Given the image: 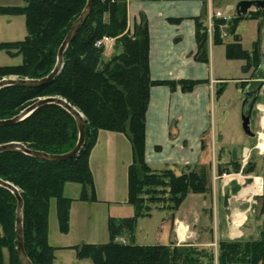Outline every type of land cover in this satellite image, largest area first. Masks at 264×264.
<instances>
[{
  "label": "trees",
  "instance_id": "obj_1",
  "mask_svg": "<svg viewBox=\"0 0 264 264\" xmlns=\"http://www.w3.org/2000/svg\"><path fill=\"white\" fill-rule=\"evenodd\" d=\"M23 6L0 7L3 14H23L27 36L22 40L0 42V50L11 56H22L19 64L1 65L0 79L7 76L40 79L48 76L57 63L58 50L73 23L85 9L88 0H23ZM241 1V0H239ZM264 8L247 16H235L229 31L234 33L242 19H260ZM214 20V19H213ZM264 20V19H261ZM172 21H180L173 19ZM198 62L209 63L210 39L223 44L216 18L210 38L206 12L195 18ZM104 37L114 39V53L106 58ZM256 44L252 52L244 49L241 37L235 34L226 43L228 59L245 60L244 69L255 74L264 63ZM61 73L37 87L11 85L0 91V119H10L40 97L59 96L77 107L85 116L86 144L74 158L52 162L20 151L0 153V177L20 188L24 198V241L28 257L34 264H54L59 247L49 242L51 200H56L61 232L69 230L70 209L74 199L65 195L68 183L79 184L78 200L98 201L90 154L101 130L124 134L132 148L128 166V200L134 215L117 221L109 220L110 240L107 243H83L73 246L78 258H90L93 264H204L203 250L176 244H138L117 241L124 231L133 234L139 218L147 217L152 204L162 202V209L177 210L188 194L212 192L211 165H187L177 174L172 168L154 169L145 160L146 114L150 90L154 85L178 86L191 92L202 80H153L150 76V34L145 17L130 32L127 0H94L92 10L64 55ZM264 69V66H263ZM259 82L254 91L246 90L253 105ZM218 94L221 93L219 88ZM79 131L75 118L63 107L47 104L28 118L15 124L0 126V144L21 142L33 150L64 154L77 144ZM249 161L243 172L254 171ZM241 164L219 167L223 175L240 171ZM17 200L8 189L0 186V264L6 251L9 264H22L16 241ZM264 213V203L262 206ZM201 253V254H200ZM219 264H264V226L258 238L219 241Z\"/></svg>",
  "mask_w": 264,
  "mask_h": 264
},
{
  "label": "crops",
  "instance_id": "obj_2",
  "mask_svg": "<svg viewBox=\"0 0 264 264\" xmlns=\"http://www.w3.org/2000/svg\"><path fill=\"white\" fill-rule=\"evenodd\" d=\"M203 8L202 0H128L130 32L141 22L142 17L148 22L151 78L204 81L191 92H184L180 86L175 90L168 85L151 87L146 114L145 160L154 169L207 164L211 165L213 175L218 173L220 166H230L233 162L241 163L244 157H253L251 161L255 164L254 172L259 173V164L264 157V149L259 146L264 143V73L252 76L253 68L250 74L243 69L245 60L228 59L226 43L232 42L233 39L227 37L224 38L223 44H214L212 38L210 39L209 63L195 60L194 55L197 51L195 18L202 14ZM173 19L180 21L174 22ZM9 41H17V39L5 42ZM109 42L114 48V40ZM259 49L264 57L260 45ZM217 54L222 55L221 63ZM10 57L18 59L21 56ZM106 58L110 57L106 56ZM236 60L241 63L240 71L235 74ZM263 66L264 63L260 72H264ZM254 82H262V85L251 105L250 102L247 104L250 97L245 94L246 90L250 91ZM219 88H221L220 94L217 93ZM245 113L247 118L244 116ZM99 141L98 138L90 159ZM223 151L226 156H223ZM229 180L222 181L221 187L213 184L210 206L207 202V194H188L178 212L174 216L172 214L169 216V218L173 216L174 228L172 229L170 219L160 222L159 243L209 248L214 242L242 236V229L235 221L242 206L247 204L243 199L239 201L233 198L230 202L231 215L225 213L223 189ZM77 186L68 183L65 194L67 188L72 189L73 192L78 188L80 194L81 187ZM79 194L72 197L74 199L72 204L97 203L80 201ZM189 200L192 202L189 203ZM102 201L106 200H100ZM248 205L250 207V204ZM167 212L170 213L160 212L163 214L161 219ZM251 216L252 214L249 213V218ZM142 219L145 218L138 219L132 234L134 242L137 241L136 232ZM211 233L214 242L211 240ZM53 246L59 247L56 253L65 247H73Z\"/></svg>",
  "mask_w": 264,
  "mask_h": 264
},
{
  "label": "rangeland",
  "instance_id": "obj_3",
  "mask_svg": "<svg viewBox=\"0 0 264 264\" xmlns=\"http://www.w3.org/2000/svg\"><path fill=\"white\" fill-rule=\"evenodd\" d=\"M128 1V0H127ZM204 4L203 12H206L207 24L209 28L210 38L212 37V25L213 21L216 18H223L225 23L220 26L221 35L224 38L233 39L235 34L241 37L242 45L244 49L252 52L258 43V48L260 45L261 50L264 53V15L260 19H249L244 18L239 21L237 26V31L231 33L229 31V26L232 22V19L236 16V6L239 0H202ZM23 0H0V7H17L23 6ZM258 9H254L251 12H254ZM217 12H220L222 17L214 16ZM143 18V17H142ZM141 18V21H142ZM214 19V20H213ZM129 28V24H128ZM133 30V29H132ZM28 34L26 29L25 16L23 14H3L0 13V42H5L6 40L13 39H22L25 35ZM27 36V35H26ZM105 38V37H104ZM103 38V40H104ZM114 39L104 40L107 42V48L105 56L111 57L114 48L113 44L109 41ZM105 42V43H106ZM262 45V46H261ZM260 50V49H259ZM262 54V53H261ZM218 55V54H217ZM11 56V55H10ZM5 51L0 50V66L1 65H10L18 64L22 61V56L18 59L11 58ZM222 55H218L219 62ZM241 62L236 60L234 62L235 74L239 70V65ZM246 64V61H245ZM245 66V65H244ZM244 69V68H243ZM246 72L251 73V69H244ZM254 71V70H253ZM252 71V76L262 75L264 72H256L255 74ZM7 77H17L18 76H7ZM244 84V82L242 83ZM259 82H254L252 88H257ZM246 87V86H245ZM248 87V86H247ZM252 88L250 90H252ZM232 95L234 93H231ZM252 96L247 101V104L251 102ZM236 101V100H235ZM234 101V102H235ZM238 106V104L236 103ZM244 116L247 118V114ZM241 120V119H240ZM242 121H240L241 123ZM99 143L97 144L96 149L94 150L92 157L90 159V166H92V172L94 176L95 187L97 189L96 195L98 198L97 203H74L70 209V218H69V230L67 232H61L59 227V221L57 216L56 200H51L50 215H49V240L52 245H61V246H76L83 243H95L103 244L107 243L110 240L109 233V220L111 217L115 218L118 222L122 218L131 217L134 215V208L128 200V166L132 157V148L127 137L122 133L110 132L101 130L99 132ZM105 141V142H104ZM223 156H226V153L223 151ZM230 154H227L229 156ZM263 157V156H262ZM253 158V157H252ZM252 158H243L240 171H234L230 173H225L219 175L217 172L211 177L212 186L213 184H218L220 187L222 181H226L231 178H239L244 180L246 177H254L255 179H260V184L263 182L262 192L257 191L256 193L250 191L254 185H250L247 189H243L235 199H243L247 204L242 206L240 209L239 215L243 214L246 218L242 221L239 228L242 229L243 235L234 238V239H254L258 238L262 228L264 226V213H262V206L264 203V157L263 161H260V166L258 172L256 171L245 174L243 169ZM187 166V165H186ZM186 166H174V167H164L172 168L174 171L179 174L184 170H187ZM193 166V165H191ZM215 171V170H214ZM77 187H80L77 184ZM70 187V186H69ZM72 187V186H71ZM75 187V186H74ZM221 189V188H220ZM261 189V185H260ZM256 191V190H255ZM258 193V194H257ZM79 191L67 188L66 196L74 197L78 196ZM193 194V193H190ZM243 196V197H242ZM208 205H211L212 202V192L207 194ZM242 197V198H241ZM100 200H106L105 202ZM192 200H189L191 203ZM239 203V202H238ZM250 204V207L249 205ZM163 203L158 202L152 204V210L150 215L146 218L140 220L138 229L136 232L137 243L138 244H157L160 242L158 235V228L162 220H171V225L174 228L172 218L177 210H167L162 209ZM249 207V208H248ZM248 208V210H246ZM246 210V211H245ZM161 211H169L166 216L161 219ZM248 212V213H247ZM249 213L252 216L249 218ZM173 215L169 218L170 215ZM238 215V216H239ZM249 219V220H247ZM248 221V222H247ZM170 222V221H169ZM168 222V223H169ZM167 224V223H165ZM177 229V227H176ZM247 234H244V233ZM3 233V230L0 226V235ZM252 235V236H251ZM211 233V240L214 242V237ZM134 238L129 232L124 231L120 236L116 238L117 241H126L129 242V239ZM175 244V243H173ZM203 250L204 255L200 256V259L204 264H219L218 254H219V241L214 242L210 245L209 248H200ZM201 250V251H202ZM201 254V253H200ZM8 254L6 251V259L4 264H9ZM57 259L55 264H93L90 258H78L76 250L72 247H65L56 253Z\"/></svg>",
  "mask_w": 264,
  "mask_h": 264
},
{
  "label": "water",
  "instance_id": "obj_4",
  "mask_svg": "<svg viewBox=\"0 0 264 264\" xmlns=\"http://www.w3.org/2000/svg\"><path fill=\"white\" fill-rule=\"evenodd\" d=\"M94 4V0H88L87 5L81 15L76 19V21L71 26L68 31L62 45L58 50L57 63L52 70V72L43 78L40 79H29V78H17V77H4L0 79V91L11 85H21L26 87H37L41 86L56 76H58L64 68L65 61L64 55L65 51L69 47V45L74 40L76 34L80 30L82 24L88 18L92 7ZM264 8V0H241L237 3L236 6V15L237 16H247L250 11L254 9H262ZM47 104H56L63 107L66 111H68L76 120L79 137L76 146L69 152L64 154H50L44 151L33 150L28 148L25 144L21 142H9L6 144H0V153L8 152V151H20L25 154L31 155L33 157L52 161V162H60L65 161L71 158L76 157L83 149L86 144V127L87 121L84 114L74 105H72L66 99L59 96H48V97H40L32 104L24 108L18 115L14 116L10 119H0L1 125H9L15 124L20 121L28 118L34 111H36L41 106ZM254 183V177H246L244 180L239 178H231L228 183L224 186L223 189V207L224 211L227 215H231L230 202L233 198L237 197L243 189ZM0 186L11 191L16 200V241H17V252L22 264H34L31 259L28 257V254L25 249V241H24V223H23V209H24V198L21 194L20 188L14 183L4 180L0 177Z\"/></svg>",
  "mask_w": 264,
  "mask_h": 264
},
{
  "label": "bare ground",
  "instance_id": "obj_5",
  "mask_svg": "<svg viewBox=\"0 0 264 264\" xmlns=\"http://www.w3.org/2000/svg\"><path fill=\"white\" fill-rule=\"evenodd\" d=\"M263 109V108H262ZM259 146H261L263 149H264V143H261V145H259ZM253 187L251 188V191L252 192H254V193H256L257 191H260V179H255V181H254V183H253ZM256 190V191H255ZM246 217H244V215L243 214H241V215H239L238 217H237V219H236V224L237 225H240L241 223H242V221L245 219ZM236 236V235H235Z\"/></svg>",
  "mask_w": 264,
  "mask_h": 264
},
{
  "label": "built area",
  "instance_id": "obj_6",
  "mask_svg": "<svg viewBox=\"0 0 264 264\" xmlns=\"http://www.w3.org/2000/svg\"><path fill=\"white\" fill-rule=\"evenodd\" d=\"M214 16H216V17H222V15H221V13L220 12H217ZM108 39H110V38H108V37H105L104 38V40H108ZM103 40V41H104ZM104 42H106V41H104ZM262 188H263V182L261 183V189H260V192H258V193H261L262 192ZM257 193V194H258ZM122 242V241H121ZM123 242H126V241H123Z\"/></svg>",
  "mask_w": 264,
  "mask_h": 264
}]
</instances>
